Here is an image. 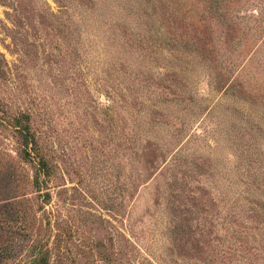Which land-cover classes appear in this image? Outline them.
Segmentation results:
<instances>
[{"label":"rangeland","instance_id":"374dc122","mask_svg":"<svg viewBox=\"0 0 264 264\" xmlns=\"http://www.w3.org/2000/svg\"><path fill=\"white\" fill-rule=\"evenodd\" d=\"M42 256L264 264V0H0V264Z\"/></svg>","mask_w":264,"mask_h":264},{"label":"trees","instance_id":"16d2710c","mask_svg":"<svg viewBox=\"0 0 264 264\" xmlns=\"http://www.w3.org/2000/svg\"><path fill=\"white\" fill-rule=\"evenodd\" d=\"M24 119H17L16 125L20 127L18 133L22 144V152H21V158L27 162L34 160L32 157V153H36V146L37 142L31 132L30 128V120L27 116H24ZM32 145V147H31ZM37 166V172L39 173L38 176L34 178L33 184L37 187L42 186L43 182H45V177L49 176V167L47 162L40 158L39 162L36 164ZM42 176V177H41ZM32 264H48V259L46 256H42L32 262Z\"/></svg>","mask_w":264,"mask_h":264}]
</instances>
